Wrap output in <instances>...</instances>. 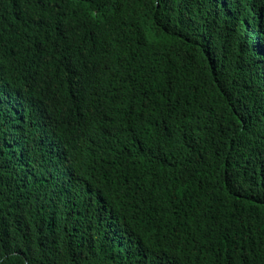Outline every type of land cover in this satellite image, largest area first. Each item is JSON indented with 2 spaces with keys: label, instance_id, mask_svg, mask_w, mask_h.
I'll use <instances>...</instances> for the list:
<instances>
[{
  "label": "trees",
  "instance_id": "trees-1",
  "mask_svg": "<svg viewBox=\"0 0 264 264\" xmlns=\"http://www.w3.org/2000/svg\"><path fill=\"white\" fill-rule=\"evenodd\" d=\"M0 264H264V0H0Z\"/></svg>",
  "mask_w": 264,
  "mask_h": 264
}]
</instances>
